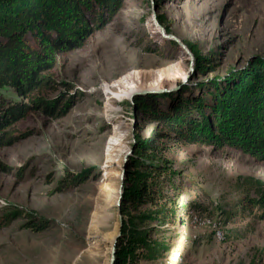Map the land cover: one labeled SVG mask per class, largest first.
<instances>
[{
	"label": "rangeland",
	"instance_id": "374dc122",
	"mask_svg": "<svg viewBox=\"0 0 264 264\" xmlns=\"http://www.w3.org/2000/svg\"><path fill=\"white\" fill-rule=\"evenodd\" d=\"M91 1L57 7L47 26L54 40L75 29L89 35L56 53L0 15V115L21 100L15 86L44 48L54 86L43 98L68 107L59 120L31 112L0 148V264H111L128 218L120 190L140 140L155 143L177 174L159 207L129 209L149 219L165 249L127 264H264V212L240 208L260 202L264 161L181 141L158 121L188 107L189 120L207 126L217 95L264 66V0H114L109 9ZM262 127L248 125L255 134L245 140L264 152ZM159 213L169 217L158 223Z\"/></svg>",
	"mask_w": 264,
	"mask_h": 264
},
{
	"label": "trees",
	"instance_id": "16d2710c",
	"mask_svg": "<svg viewBox=\"0 0 264 264\" xmlns=\"http://www.w3.org/2000/svg\"><path fill=\"white\" fill-rule=\"evenodd\" d=\"M66 1L0 0V15H6L5 18L9 21L10 18L14 21L19 19L17 24H23L24 31L26 29L28 32L30 31L34 37H38L42 43H46L52 52H61L64 49L70 50L74 48L75 44L80 43L85 36L89 35L86 32V35L83 36L85 31L81 32L75 29L70 34L71 37H68L70 36L68 35L65 40H54L53 34L50 31L47 32V26L55 21L57 7H62L65 11L70 12L72 9L71 5L75 7L73 10L79 11L81 4L86 7L85 9L92 4L91 0H69L70 6H67ZM96 1L107 4L108 9L114 2V0ZM62 3L66 8L62 6ZM189 49L194 54V46H189ZM37 54L35 58L36 69L28 73L25 84L17 83L15 86L21 100L4 109V112L0 115V148L13 144L12 133L15 131L14 126L26 120L31 112L41 113L52 120L62 119L68 113V107H63L62 102L51 104L43 98L44 93L54 86L52 80L44 76L45 72L52 69V63L50 64L52 60L50 55H47L46 48L41 49ZM196 59L200 63V58ZM21 66L24 67L25 64L22 63ZM216 101L217 103L212 111L213 118H211L207 126H204L201 122L190 121V109L188 107L182 113H180V110L176 112L175 109V115H169L166 119L161 117L158 121L163 123V130L178 134L181 141L192 145H230L264 161V152L261 151V146L255 145L253 148V142L245 140L248 135L255 134L250 132L248 125L253 126L255 123H259L264 129L263 64L250 67L247 76L242 78L233 88L223 89L217 95ZM199 103L196 110L202 115L203 107L200 100ZM194 104L196 105L197 103L195 102ZM205 109H207V106ZM185 128L188 131H185ZM251 129L255 128L252 127ZM210 130L212 133H210ZM184 131L185 133L182 135L181 132ZM205 131H208V134ZM162 136L167 135L162 133ZM255 142L260 144L257 140ZM139 143L141 146L136 148L134 156L131 157L126 167L121 211L128 218H124L122 235L116 248V264H127L129 261L141 258L146 261H155L159 259L161 250L165 249L164 243L154 240L149 234L151 229L146 225V223H149V219L146 216H134L129 209L132 205L135 208L143 206L159 207L160 200L165 197L164 183L171 177L175 178L177 173L168 165L169 162L162 160L155 143L143 144L141 140ZM258 184L262 185L261 183ZM260 193H263L260 202L249 198L246 202H240V208L243 211H252L259 205L264 212V191H260ZM159 214L158 223L165 221V219L161 218V215L164 218L169 217L163 213ZM172 216L173 218L176 217L175 212H173ZM145 225L146 228L144 230L141 229ZM153 231L156 232V230Z\"/></svg>",
	"mask_w": 264,
	"mask_h": 264
},
{
	"label": "water",
	"instance_id": "95a60500",
	"mask_svg": "<svg viewBox=\"0 0 264 264\" xmlns=\"http://www.w3.org/2000/svg\"><path fill=\"white\" fill-rule=\"evenodd\" d=\"M125 175V168L123 171V176ZM124 180V178H122ZM124 191H123V184L121 186V190H120V199L123 197ZM120 202V200H118V203ZM121 235L119 234L117 236V238L115 239L113 245H112V258H111V264H116V248L119 242Z\"/></svg>",
	"mask_w": 264,
	"mask_h": 264
}]
</instances>
